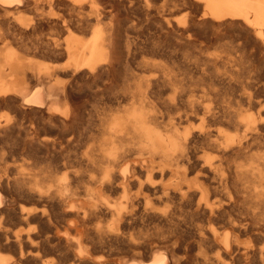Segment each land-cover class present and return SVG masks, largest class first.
Masks as SVG:
<instances>
[{
	"label": "bare ground",
	"instance_id": "6f19581e",
	"mask_svg": "<svg viewBox=\"0 0 264 264\" xmlns=\"http://www.w3.org/2000/svg\"><path fill=\"white\" fill-rule=\"evenodd\" d=\"M90 2L0 0V107L18 115L0 150L25 165L0 177V214L17 204L2 190L42 205L18 217L48 207L76 264H107L90 242L120 264H264V0ZM81 72L106 79L86 127L61 81ZM12 127L26 136L6 148Z\"/></svg>",
	"mask_w": 264,
	"mask_h": 264
},
{
	"label": "rangeland",
	"instance_id": "374dc122",
	"mask_svg": "<svg viewBox=\"0 0 264 264\" xmlns=\"http://www.w3.org/2000/svg\"><path fill=\"white\" fill-rule=\"evenodd\" d=\"M86 1H88L91 4L90 1L92 0H86ZM93 2H94L93 5L95 4V6L99 9L100 8L104 9L106 5L105 2L103 3V0H93ZM121 11L123 12L122 8H121ZM183 15H184V12L181 11L177 14V17H183ZM23 16L25 17L26 21L32 18L31 13H24ZM106 22H107V19H105L103 23L105 24ZM78 33H80V35H82L83 37H86L88 34L87 31H83V30H80ZM31 37H35L34 34H31ZM40 55H43L42 52ZM40 55L38 54L34 56L33 59L35 61L36 60L39 61L41 59L40 62L42 61L46 62L47 60L50 63H53V62L63 63L65 60L63 57L54 58L53 56H47V55L40 56ZM49 62H46V63H49ZM121 72H122V65H119L114 72L116 80L119 79ZM65 80L66 79H61L62 83H65L66 86L71 87L72 85L73 97L78 103L77 106L79 108V113L81 114L82 112L81 115L79 114L80 117L82 116L81 123L83 124L84 127H86L90 123L89 110L92 107V105H94V103L97 104L96 99H95L96 96L92 94V91L98 85L100 86L104 81H106V79L103 78V79H98L95 81L93 79L90 80L89 77H87L84 73L82 74L81 72L73 82L69 83L68 80L66 81ZM16 115L17 114L13 110V108L11 107L6 108V106L0 107V122H4L6 119H9L11 121L13 120L14 117H15L14 119H16L18 116ZM36 115L37 114L35 113H29L27 117L23 119V121L24 122L26 121V125H27L28 120L31 118L30 120H34L39 123V129H40L41 136H45V137L55 136L57 132L56 128L54 129V127L51 128L49 126L45 127L42 124V121H41V118H39V115L37 116ZM2 135H3V138H5V140L2 142L4 143L3 145H5V147L6 146L9 147L10 145H12V143L19 144L20 142L21 144L22 140L26 136L25 132L22 130L19 131L17 127H12L9 130H6L5 132H3ZM7 150L8 149H5V151L0 150V177L2 178H5L6 176L11 175V173L13 174L14 172H16V170H21L23 167H25V165H23V161L21 157H18L16 155L10 156L8 152H6ZM24 159L26 160V158ZM61 173H62V170H58V171L54 170L55 176H59L61 175ZM1 195L6 198L13 197L16 200L17 204L20 203L22 205H29V206L35 205V206L42 208L41 204H38L35 201L33 202L25 201L22 199V197H19L17 195L14 196V194L6 190H2ZM17 204H15L16 212L7 211V212H4V214L2 215L0 214V254L8 261L7 264H76V262L74 261L75 256H74L73 249L71 247L69 248L62 239L61 240L58 239V237L60 235L62 236L63 234V229L65 227L66 221H61L60 217L59 219H57L58 217L57 218L53 216L51 217V215H49L50 209H48V207H46V212L48 213V217L50 216L49 220L44 219L43 221L37 222L36 220L33 221L34 219H30V218L24 219L23 217L22 218L18 217L17 208H18V205L20 204L18 205ZM97 219L93 220L94 222L93 224H100V225L106 226L110 223L109 218L104 219V218L99 217L98 220H101V221H97ZM102 219H104L103 222H102ZM128 229L130 231L137 230L136 227H131ZM16 234H19L20 240L22 239V242H23L20 245L21 250L18 247V244L14 237V235ZM90 245L91 247L89 248L91 249L90 252L92 253V256L95 257V260L96 259L97 261L99 260L97 263L102 261L101 263L105 262L107 264L108 263L109 264H120L121 262H123V259L125 261V259L129 258V254L127 253L125 254L123 252H118V253L112 254L110 253V251H107L108 248L106 249V247L100 248L99 245H94L91 242L89 246ZM93 245H94V248H93ZM185 264H193V263L189 262Z\"/></svg>",
	"mask_w": 264,
	"mask_h": 264
}]
</instances>
